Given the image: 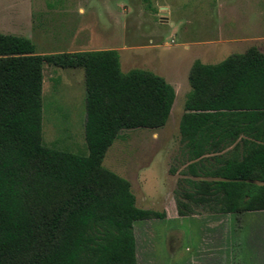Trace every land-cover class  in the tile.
Wrapping results in <instances>:
<instances>
[{
  "label": "trees",
  "instance_id": "16d2710c",
  "mask_svg": "<svg viewBox=\"0 0 264 264\" xmlns=\"http://www.w3.org/2000/svg\"><path fill=\"white\" fill-rule=\"evenodd\" d=\"M46 65L84 70L87 155L43 144ZM188 79L183 174L196 179L179 180L178 214L263 212L264 52L196 60ZM175 99L163 76L123 72L116 49L38 54L31 39L0 33V264H138L135 222L166 213L138 207L103 160L121 131L163 128ZM209 134L240 141L196 143Z\"/></svg>",
  "mask_w": 264,
  "mask_h": 264
},
{
  "label": "rangeland",
  "instance_id": "374dc122",
  "mask_svg": "<svg viewBox=\"0 0 264 264\" xmlns=\"http://www.w3.org/2000/svg\"><path fill=\"white\" fill-rule=\"evenodd\" d=\"M0 33L31 39L38 54L116 49L123 72L150 70L182 89L164 128L121 131L103 160L131 182L138 207L166 213L135 222L138 264H264V211L180 216L176 205L178 119L196 54L185 43L221 34L264 48V0H0ZM239 50H218L213 60ZM44 73L43 144L87 155L84 70L46 65Z\"/></svg>",
  "mask_w": 264,
  "mask_h": 264
},
{
  "label": "crops",
  "instance_id": "0c3cea01",
  "mask_svg": "<svg viewBox=\"0 0 264 264\" xmlns=\"http://www.w3.org/2000/svg\"><path fill=\"white\" fill-rule=\"evenodd\" d=\"M163 8L165 10L167 9V7H163ZM160 14H162V13H160ZM163 14H164V16H167V17L170 15L169 13H165V12H163ZM170 24L173 25V22H170ZM222 40L225 43H220ZM231 42H236V38L232 37V38H229V39H225V38H222V35L220 34L219 35V40H211L210 39L208 41H193V42H190V43H185L187 49H194L195 52H196L195 58L189 64V70H190L192 64L196 60H200L201 62L207 63V64H215V63H217V62H214V60H213L214 58H216L218 56L217 55V51L218 50H223V49H226V48H228V49H235V48L238 49L239 48V49H242V50H239L240 52H233V53H242L247 48H249L250 46L256 45L257 47H259L260 50H262L264 52V48L262 47V45L260 43L246 44V43H231ZM41 54H43V53H41ZM189 70H188V74H189ZM172 84H173V86H174V88L176 90V97H177L178 91L179 90L181 91L182 89H178V87L176 85V82H173ZM189 91L186 92V93L188 94ZM175 102H176V99H175ZM175 102H174L172 110L174 109ZM184 106H185V104H184ZM184 113H185V107H183V109L181 111V114H180V117L178 119L179 134H180V121H181V118L184 115ZM171 118H172V113H171V117L168 120V122L171 121ZM239 141H240V139H238L236 142H231V139H229V138L228 139L227 138L220 139V137H218L216 135L209 134V135L203 136L202 138H198V140H196V143L197 144H202V145H214V144L227 145L229 148H227L224 151H228L231 147H233ZM180 143H181L180 155H181L182 161L184 162L183 167L181 169V176H182V178L186 176V177H190V178L196 179L193 175H189V174L188 175H184L183 174V171L186 168L188 160H187L186 154L184 152V144L185 143L182 140L181 134H180ZM208 179H211V178H208Z\"/></svg>",
  "mask_w": 264,
  "mask_h": 264
}]
</instances>
